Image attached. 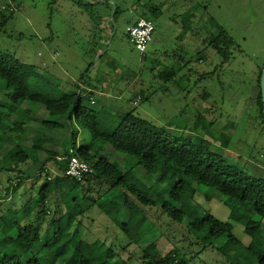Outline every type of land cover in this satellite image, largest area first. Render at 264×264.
Masks as SVG:
<instances>
[{
  "label": "rangeland",
  "instance_id": "374dc122",
  "mask_svg": "<svg viewBox=\"0 0 264 264\" xmlns=\"http://www.w3.org/2000/svg\"><path fill=\"white\" fill-rule=\"evenodd\" d=\"M7 7L14 10V17L4 23L1 15L7 14ZM114 7L118 10L116 20ZM142 17L152 21L155 28L145 53L136 50L127 32ZM221 32L235 43L227 59L204 44ZM103 41L108 47L96 56ZM0 51L35 66L39 82L60 90V94L77 91V84L83 89L87 82L83 92L85 105L94 100L93 107L103 112L98 125L101 130L114 128L116 114L133 110L140 118L166 127L175 136L208 141L211 150L230 165L264 179V115L258 101L259 80L264 71V0H0ZM92 63L89 77L81 82ZM164 71L168 82L159 78ZM1 87L0 83V92ZM142 93L153 95L143 101ZM4 95L2 91L0 101L7 102ZM37 107V119H47L48 113ZM72 128L67 123L50 131L37 122L31 123L28 134L21 136L22 143L28 146L25 150L30 156L36 154L33 146L42 147L37 155L39 162L32 165L31 160L23 163L15 159L8 168L24 170L31 166L29 173H37L47 152L64 155L71 149ZM76 130L77 148L91 144L89 130L77 126ZM5 139L2 135L0 143ZM8 146L3 149L1 160L8 154ZM100 156L128 171L127 178L139 186L158 188L160 194L151 193V198L170 199L166 192L170 179L149 175L135 165L133 158L121 155L110 145L102 147ZM5 165L4 160L0 170ZM48 166L55 168L53 162H48ZM8 177L0 171V252L6 253L19 249L2 242L13 235L8 233L9 221L15 218L22 225L35 221L38 214L34 200L46 184L45 177H32L13 192ZM193 186L198 190L191 203L196 211H207L219 221L229 222L234 201L209 187ZM73 187L53 189L46 204L48 213L41 222V239L27 250L38 254L43 264H77L82 249L89 248L97 251L88 257L92 264H107L98 258L107 247L119 254L111 258L113 264L119 257L131 264H143V248L152 243L164 253L175 250L187 264H242L229 244L219 250L210 245L209 235L194 234L188 229L187 219L176 223L160 206L128 209L118 191L106 194L108 189L97 186L85 193L82 185ZM6 190H10L8 197ZM59 193L63 197L55 204ZM32 199L27 209L24 205ZM110 202L119 207L113 218L102 208V204L113 206ZM68 206L84 212L65 224L61 218ZM28 212L30 217L24 220ZM141 215L145 217L140 225L150 230L140 235L135 229L129 238L118 224L127 223L132 228ZM233 224V234L254 252L262 244H256L253 238L259 226L264 244V219L259 223L253 218L248 228ZM64 225H68L65 234L60 230ZM66 242L56 260L53 254ZM27 253L22 252L24 260Z\"/></svg>",
  "mask_w": 264,
  "mask_h": 264
},
{
  "label": "trees",
  "instance_id": "16d2710c",
  "mask_svg": "<svg viewBox=\"0 0 264 264\" xmlns=\"http://www.w3.org/2000/svg\"><path fill=\"white\" fill-rule=\"evenodd\" d=\"M4 12L7 14L1 15L2 22L5 23L13 19V9L7 7ZM89 15L94 19L92 13ZM117 16L118 10L116 9L115 20ZM204 42L206 47L212 48L225 59L228 58L229 50L235 45L233 39L225 32L219 33L210 42L206 40ZM98 47L96 56L107 49L108 43L103 41ZM92 67H94V63L89 65L87 72L81 78V82L85 76L88 75L89 77ZM35 71V66L20 61L13 54L0 51V83L3 94H5L4 98L7 101H0V137L4 135L6 138L4 143H0V158L3 149L9 145L8 154L3 160L0 159V163L4 160L6 163L0 171L9 176V182L14 187L13 192L17 191L26 183V180L32 177L42 176L45 177L46 181L38 194V198L34 200L37 203L38 214L37 218L34 219L35 221L32 220V223L26 221L25 225L17 222L15 218L9 221L10 230L8 233H13V235L12 237L6 235L7 237L3 238L2 242L7 246L19 249L14 248L13 251L7 253L0 252V264H43L38 254L27 253V250L41 239L43 226L41 222L44 220V215L48 213L46 204L49 203L53 189L61 190L69 185L74 186L75 189L82 185L85 193L92 192L97 186L108 189L106 194L118 191L120 199L122 195L124 196V205L128 209L136 206L139 208L160 206L162 211L176 223H183L187 219L188 229L194 234L209 235L212 240L210 245L218 246L219 250L223 245L229 244L231 251L237 254L242 264H264V244L262 235L259 233V226L253 238L254 241L256 240V244H262L260 248L257 247L258 251L256 252L245 246L233 234V223L243 224L248 228L253 218L259 223L264 219V179L255 178L236 166L230 165L222 155L211 150L208 141L196 140L191 136H175L166 127L156 126L154 123L140 118L133 110L127 111L124 115L116 114L118 121L114 128L101 130L98 125L104 115L103 112L93 107L96 102L92 103L91 101L90 105H85L83 92L87 82L83 89H81V84H77L75 85L78 88L77 91L59 94L57 90L39 82L35 77ZM167 75L164 71L159 78L168 82ZM259 88L258 101L263 113L260 80ZM152 95V93H142L141 98L143 101H148ZM90 98L92 99V97ZM37 106L42 107L39 110L48 113L47 119H37ZM33 122H37L50 131L61 129L68 123L73 127L71 130L72 147L64 155L53 151L47 152L46 159L38 165L39 171L37 173H29L31 166L24 170H11L8 166L15 159H20L23 163L31 160L32 165L39 162L37 155L38 152L42 151V147L33 146L32 150H35L36 154L30 156L25 150L28 146L22 143L23 138H21L22 135L28 134V126ZM76 126L89 130L92 137L91 144L77 148L76 142L79 132L76 130ZM104 145H110L121 155L133 158L135 165L143 168L149 175L160 174L162 177L170 179V186L166 187L170 199L166 201L158 200L157 197L153 199L151 193L158 196L160 194L158 188H146L139 186L137 181H130L127 178L128 171L122 170L119 165L100 156ZM71 150H73L74 155L89 163L93 169V173L87 176L84 181L78 182L65 175L68 163L66 159L71 157ZM48 162H53L54 170L49 168ZM45 168H49L50 171L46 173ZM195 184L209 187L216 193L234 201L231 206L229 222L223 223L207 211H196L194 205L191 204L198 192L197 188L193 186ZM9 195L10 190H6L5 196L8 197ZM62 197L63 194L59 193L55 204ZM32 201L33 199L24 206L28 209ZM75 202V206L78 207V199H75ZM97 202L99 201L97 200ZM110 203H113V206L106 207V204H102V208L109 217L113 218V215L118 213L119 207L114 202ZM83 212L84 210H74L68 206L67 212L63 218H60L62 221L65 220L66 224L76 219ZM29 214L31 213L28 212L24 215V220ZM144 217L139 216L132 228L127 223H119L118 225L129 238H132L135 229L140 231V235H143L150 230L149 228L143 229L140 225L139 221H142ZM54 221L52 220V222ZM67 227L68 225H64L60 230L65 234L64 229ZM66 246L67 242L53 254L56 260ZM22 252L27 253L26 260L22 258ZM95 252L97 251L92 248H89L88 251L82 249L77 264H92L88 257ZM117 254L107 247L103 253L98 255L99 257L95 256L104 259L107 264H113L111 258L119 255ZM117 263L131 264L129 261L123 260L122 257H119ZM117 263L114 262V264ZM142 263L187 264V261L182 259L175 250L164 253L155 243H152L143 248Z\"/></svg>",
  "mask_w": 264,
  "mask_h": 264
},
{
  "label": "built area",
  "instance_id": "2783aa9c",
  "mask_svg": "<svg viewBox=\"0 0 264 264\" xmlns=\"http://www.w3.org/2000/svg\"><path fill=\"white\" fill-rule=\"evenodd\" d=\"M154 31L155 28L152 21L145 18H139L133 25L127 28L131 41L136 50L140 53H145L148 49ZM92 103H95V101L93 100ZM70 154L71 157L66 159L68 163L65 175L78 182L84 181L87 176L93 173L92 167L89 163L74 155L73 150L70 151ZM44 171L47 173L50 169L45 168ZM49 180H51V178H49Z\"/></svg>",
  "mask_w": 264,
  "mask_h": 264
},
{
  "label": "water",
  "instance_id": "95a60500",
  "mask_svg": "<svg viewBox=\"0 0 264 264\" xmlns=\"http://www.w3.org/2000/svg\"><path fill=\"white\" fill-rule=\"evenodd\" d=\"M114 8L116 9V7H114ZM115 9H114V11H115ZM113 16H114V14H113ZM114 24H115V22H114ZM110 43H111V39H110ZM110 43H109V45H110ZM104 53H102V54H104ZM99 58H100V56H99ZM260 86H261V97H262L263 114H264V71L262 72V76H261V80H260Z\"/></svg>",
  "mask_w": 264,
  "mask_h": 264
},
{
  "label": "crops",
  "instance_id": "0c3cea01",
  "mask_svg": "<svg viewBox=\"0 0 264 264\" xmlns=\"http://www.w3.org/2000/svg\"><path fill=\"white\" fill-rule=\"evenodd\" d=\"M57 92H58V93H59V92L61 93V91H60V90H59V91L57 90ZM60 93H59V94H60ZM64 93H65V92H64Z\"/></svg>",
  "mask_w": 264,
  "mask_h": 264
}]
</instances>
